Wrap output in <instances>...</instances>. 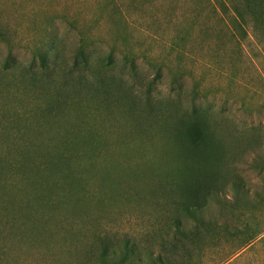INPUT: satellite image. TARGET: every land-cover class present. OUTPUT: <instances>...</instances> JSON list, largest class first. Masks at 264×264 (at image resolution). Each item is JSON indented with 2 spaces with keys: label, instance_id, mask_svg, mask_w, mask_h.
<instances>
[{
  "label": "rangeland",
  "instance_id": "1",
  "mask_svg": "<svg viewBox=\"0 0 264 264\" xmlns=\"http://www.w3.org/2000/svg\"><path fill=\"white\" fill-rule=\"evenodd\" d=\"M135 3L139 13H120ZM73 26L117 62L110 74L136 59L162 77L152 93L201 105L200 141L124 100L80 134L78 106L57 122L36 114L46 98L25 94L8 63L28 64L47 40L69 56ZM0 67V264H152L160 251L264 264V0H0ZM169 229L184 252L160 238Z\"/></svg>",
  "mask_w": 264,
  "mask_h": 264
},
{
  "label": "trees",
  "instance_id": "2",
  "mask_svg": "<svg viewBox=\"0 0 264 264\" xmlns=\"http://www.w3.org/2000/svg\"><path fill=\"white\" fill-rule=\"evenodd\" d=\"M215 4L224 14L220 8L221 6L216 2ZM138 8V4L135 3L120 13L126 15L131 10L134 13H139V11H136ZM73 29L79 38L71 46L69 56L64 53L68 46L63 44L60 46V44L51 43L50 40H47L48 45L44 42L42 47H37L34 50L32 61L28 64L23 61L14 62L12 65L8 63V68L13 71L15 78L24 83L25 94L36 92V94H39V100L46 98L45 105L41 101L36 104L34 108L36 114L41 112L43 116L47 117L48 121L57 122L60 116L64 114L69 115L74 112L75 115L78 106L86 111L85 114L78 117L77 128L78 134H80V131H84L90 125L91 115L96 117L106 111L108 113L112 107L119 108L120 101L124 100L128 104L125 111H128L130 115L158 122L161 117L166 116L171 121V123L166 124V130L187 127L186 130H189L187 133L190 140L200 141V123L197 115L202 111L201 105L194 101V105L185 107L179 99L180 93L178 92H176V96H171L172 92L168 93V96L152 93V86L162 77L159 76L158 71L150 76L146 72L147 70L137 63L136 59L130 60L128 70L121 69L115 75L110 74L107 68L117 64V62L113 59L107 64L103 62L100 56H102L104 49L100 43L77 26H73ZM110 51L115 52V50ZM0 72L2 74L4 68L0 67ZM200 94H204L202 87L193 95L200 96ZM49 95H52L53 99H49ZM74 139L71 138L70 141L74 143ZM102 139L101 134L98 140ZM14 148L17 151L20 150L18 145ZM78 155L79 161L87 159L84 154L80 155L78 152ZM62 159L65 160L66 158L62 156ZM198 193H196V198ZM194 203L198 204L199 201L196 200ZM174 225L177 226V229L182 230L179 220L174 221ZM177 229L161 232L160 238L165 242L164 237L170 235L174 242L175 253L180 254L188 247L186 244L181 243L180 238L174 235ZM176 232L180 235L179 231ZM122 249L121 252H118L122 259H125V256L132 255L129 245L126 244ZM111 251L114 254L117 250ZM109 252L110 247L100 244L98 250L93 251V254L97 262L103 263L108 258ZM160 252L152 260V264H191L190 261L181 257L173 256L169 258L163 256Z\"/></svg>",
  "mask_w": 264,
  "mask_h": 264
}]
</instances>
